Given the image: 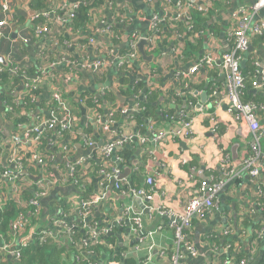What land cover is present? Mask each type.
Instances as JSON below:
<instances>
[{
    "label": "crops",
    "instance_id": "crops-1",
    "mask_svg": "<svg viewBox=\"0 0 264 264\" xmlns=\"http://www.w3.org/2000/svg\"><path fill=\"white\" fill-rule=\"evenodd\" d=\"M10 1L14 15L0 40V55L9 66L0 65V74L10 70L13 61L17 67L34 66L36 72L18 76L21 79L17 85L0 82V171L16 172L12 167L16 169L14 163L20 161L27 173L13 192L9 180H3L0 204L8 197L20 199L23 190L33 191L32 185L41 181L45 194L38 199L36 216L40 225L47 226L53 220H62L67 226L76 225L81 214L87 212V220L99 228L113 225L108 237L121 253L137 251L131 256L141 261L147 256V248H152L151 264H237L241 260L245 264H259L264 255V205L258 202L257 189L264 187V172L255 181L242 164L243 159L251 155L252 131L247 126L241 128L229 116L222 96L224 76L220 69L205 67L194 74L189 71L205 53L220 56L233 46L232 12L246 10V18L253 25L264 22V6L253 11L257 0L195 2L198 5L195 8L209 10V15L204 22L205 29L189 36L195 53L187 58L189 60L181 61L175 49L184 47L187 35L182 32L163 36L167 21L159 25L156 33L151 29L155 22L171 18L172 10L193 0H170L171 10L166 9L165 0H104L107 6L93 13L97 22L92 25H112V39L93 36L91 27L69 32L58 25L56 39L45 41L42 52L38 51L37 39H41L36 36L38 27L54 23L58 13L55 9L63 0ZM2 17L0 8V19ZM149 36L155 38L154 47L149 50L144 46V52L155 56L152 63L144 61L139 53L136 59L128 57L130 43ZM88 40L94 42L91 44ZM249 47L251 65L259 75L264 71V36L250 40ZM95 59L108 64L105 78L98 83L80 64ZM57 60L62 64L57 66L60 71H55V77L69 103L73 124L64 134L43 133L40 141L34 139L32 133L39 121L45 119L47 111L38 107L28 110L25 98L28 101L34 98L36 104L44 100L46 107L52 86L43 74L49 64ZM39 79L43 80L40 92L29 94ZM109 91L114 99L108 101ZM115 91L125 102L119 101ZM258 92L262 103L258 105L257 118L264 128V91ZM147 99L161 118L145 119L143 112L130 113L135 105ZM215 100L220 103L219 108L214 106ZM13 104L17 110L10 113L12 120H9L6 107L13 109ZM122 108L129 112L122 113ZM18 117L21 119L16 122ZM183 119L192 122L189 137L167 135L155 147L138 140L140 136L144 139L151 136L149 128L153 133L166 135L170 128L179 127ZM123 139H129L121 146L131 152L129 159L124 161L118 157L119 149L105 152L107 144ZM261 146L264 149L263 141ZM36 156L42 157L43 165L34 164ZM83 159L89 161L78 165ZM74 164L78 165V172L71 175L68 165ZM119 167L130 168L119 181L138 189L145 188V196L133 198L123 195L114 186L111 188V181L106 180L101 168H118L123 173ZM147 177L153 179L150 190ZM201 182H206L213 191V207L191 221L189 240L194 253H190L184 247L176 249L167 219L159 211H181L184 202L198 194ZM203 196H209L207 189ZM98 197H101L100 202L88 211L81 210L82 200L94 201ZM129 204L134 206L135 214L140 213V225L126 217L125 208ZM148 232L153 233L152 238H146ZM20 242L15 239L14 247L21 248ZM173 257L177 258L176 263ZM237 257L241 259L237 261Z\"/></svg>",
    "mask_w": 264,
    "mask_h": 264
},
{
    "label": "built area",
    "instance_id": "built-area-1",
    "mask_svg": "<svg viewBox=\"0 0 264 264\" xmlns=\"http://www.w3.org/2000/svg\"><path fill=\"white\" fill-rule=\"evenodd\" d=\"M91 1V0H89ZM206 2V0H204ZM63 4L58 6L60 13H57L54 17L53 27L50 28L48 24H44L38 27L36 36L41 39H37L39 44L38 51L42 52L45 50V41H52L56 39V32L58 31V25L64 26L69 32L70 21L74 18L75 9L78 5H84L87 3V0H79V1H71V0H63ZM170 0H165V7L168 10ZM264 6V0H257L256 3L252 6L253 11H257L259 8ZM192 7V2L186 4L184 7H181L176 10H172L173 14L171 18L163 19L161 21L155 22L153 28L151 29L152 33H156L159 29V25L164 22H171L182 19L186 17V13ZM1 13L3 17L0 19V40H2L4 29L8 22H10L13 18V9L11 8L10 0H2L0 4ZM97 14V13H95ZM45 17L48 14H43ZM247 11L242 9L241 11L234 12L232 15V20L234 22L235 28L231 33L235 43L230 48L227 53H223L220 56L215 55V53H205L202 59L192 68L189 73L194 74L201 68H210L213 69L217 67L220 69L221 73L224 76V87L222 96L226 101L227 111L229 116L242 128L243 126H247L252 131V151L251 155L245 159H243L242 164L244 169L247 171L248 175L253 180L259 179L264 172V149L261 146L262 141H264V128L260 125L257 115L255 114V110L258 109L257 106L249 103H243L240 99L241 90L244 88V78L240 68V63L243 59H241L242 54H246V51L249 48L251 36H264V22L255 23L253 25L250 24L248 19L246 18ZM101 27H91L92 35L97 37H108L110 39L114 36L113 26L107 23H103L100 25ZM90 29V30H91ZM174 35L176 33L172 31ZM149 43L147 47L149 50H153L154 45V37L149 36L145 38ZM142 40V39H141ZM139 41H132L130 43V50L127 52L128 57L132 59H136L138 57V53L136 51V45ZM89 43H93V40H88ZM23 43H28L27 40H23ZM96 43V42H95ZM98 44V43H97ZM47 49V48H46ZM179 48L175 49V52ZM39 54H43L40 53ZM179 53V52H178ZM177 53V54H178ZM9 59V55L7 56ZM62 62V61H61ZM60 61L52 62L49 64L48 71L44 72L43 75H46L52 69L61 65ZM83 70L89 72L91 77L102 75L103 71L107 70L108 64L104 60L95 59L94 62L91 63H80ZM14 73V67L8 70ZM257 73V72H256ZM46 77V76H45ZM48 82L51 84L52 94L50 96V100L54 102V108L57 110H48L46 116L47 119L39 121V123L34 127L33 133H36V137L34 139L39 140L40 131L43 129H51L58 135L61 134V131L68 129L73 124V116L71 115V109L69 104L61 97L60 91L58 89V82L53 81L56 77L53 75H49L46 77ZM40 81L38 80L37 84H34L32 89H36L40 85ZM36 83V80L35 82ZM251 87L256 91H264V71L257 75V78H254ZM214 106L217 108L220 107V103L218 100H215ZM12 108L10 106L6 107V111H11ZM143 108L140 105H135L133 109H131L130 113L136 114L142 112ZM122 113H128L129 109L122 108ZM99 120V117H97ZM106 127V126H105ZM192 128V122L189 119H183L182 123L179 127L170 128L166 135L160 133H153L152 129L149 128L148 132L151 133V136L147 139L142 138L141 136L138 138L139 142L143 145H151L155 147L157 144L163 142L166 139L167 135L170 137H189L190 130ZM69 131V129H68ZM130 139V138H129ZM127 139L126 141H128ZM125 139L118 143H109L105 147V152L114 151L113 149L121 150V146L126 142ZM150 155V154H148ZM152 157V155H150ZM20 160V159H19ZM89 160L83 159L79 161L78 165L84 164ZM121 161V160H120ZM16 169L12 167V169L16 172L9 171L8 169L0 171V182L9 180V187L11 191H16V184L20 181L25 180V176L22 174V163L20 161H16L15 163ZM34 164L43 165V159L37 156L35 157ZM77 164L68 165L69 174L74 175L77 173ZM26 171V170H25ZM101 173L104 175L106 180L111 181L116 179L118 175L121 174V171L118 168H112L107 170L106 168H101ZM121 180V179H120ZM38 181V180H37ZM148 190L151 189L153 179L151 177L146 178ZM36 186L41 189V191L34 194V199L27 201V205L31 207L32 211L29 213L37 219L38 214V199L45 194V189L43 187V183L41 181L36 183ZM114 189L120 191L123 195H129L133 198H139L145 196V191L142 189H133L129 184H124L119 180H116L114 183ZM208 190L209 196L204 197L203 193L205 190ZM18 191V190H17ZM199 191V192H198ZM198 194L194 197L187 199L182 205V209L179 212L173 211H159V213L167 219L168 228L172 231L174 235V242L176 244V249L180 247H184L190 253H194L193 247L190 245V240L187 237V231L191 230L192 223L191 221L194 218L202 217L207 212H209L212 207V193L213 191L206 185V182H201ZM21 197V195H19ZM257 198L263 199L264 202V187H259L257 189ZM101 197L96 198L94 201H81L80 207L82 211H88L89 207L95 205L100 202ZM253 208L251 209V211ZM125 213L127 218L133 219L138 225L141 224V215L134 213V206L129 204L125 208ZM27 217V216H26ZM25 215L19 214L16 220L13 223L12 231L14 235H16L20 242L21 248H15L12 243H5V241L0 242V253L3 255H7L10 258H14L16 261L22 249L27 248L28 245L37 242L43 243L48 239H53L57 242L67 241L72 247L75 249L77 260L81 259L82 261H86L87 264H122L116 261H109V255L106 253L97 254L92 248L99 244H104V238L109 236V232L113 225L109 227L99 228L95 223L87 220L88 213L85 212L81 214V218L79 219V223L76 225L67 226L62 220H53L49 225L44 226L40 225L39 222L36 225H31L30 220L26 218ZM27 224L31 225V229L27 230ZM158 230H161L159 227ZM18 233V234H17ZM153 233H147L146 238H152ZM110 247V246H109ZM136 250H139L136 248ZM152 248H147L146 253L147 256L144 260L140 261L139 264H151L153 263V256L151 255ZM115 252L122 259H128L131 254L137 252H127L124 253L118 251L117 246L115 247ZM163 253H166L163 251ZM78 254H80L78 256ZM173 262L176 263L178 260L176 257L172 258ZM237 264H245L244 260H241Z\"/></svg>",
    "mask_w": 264,
    "mask_h": 264
},
{
    "label": "trees",
    "instance_id": "trees-1",
    "mask_svg": "<svg viewBox=\"0 0 264 264\" xmlns=\"http://www.w3.org/2000/svg\"><path fill=\"white\" fill-rule=\"evenodd\" d=\"M71 1H79V0H71ZM214 2V1H212ZM107 5H105L104 0H87V3L84 5H78V7L75 9L74 18L70 21L67 28L71 30V32H75L76 30H87L90 27H93L92 25V13L105 8ZM57 11H60L58 7L55 9ZM60 13V12H58ZM209 15V10H198L197 8H194L186 13V17H183L182 19L176 20V21H169L167 22V28L165 31H163V36L171 37L173 35L174 31L177 35H180L182 32L187 35V40H185L184 47H180L178 50L179 57H181V61L183 60H189L190 56L195 53L194 47H192L189 44V36L195 35L199 33L200 31H203L205 29L204 22L206 21L207 17ZM187 23L189 24V30H187ZM186 32V33H185ZM166 34V35H165ZM255 37H263V36H251V41ZM178 48V47H176ZM241 59L245 60L243 66H240L243 78H244V88L241 90L240 93V99L243 103H249L253 104L258 107V105H261L262 103V96L259 94L253 93V88L251 87V83L254 78H257V73L255 71V68L251 65L250 56L245 57V53L242 54ZM57 61H55L56 63ZM13 65H11V68L14 67V73L10 71H3L0 74V82L4 81H10L11 83L17 85L19 82L18 76L20 75H30L34 74L36 72V68L34 66H28L23 65L22 67H17L16 64H14V61L12 62ZM55 71H60L57 68L52 69L50 72H48L44 76L53 75L55 76ZM22 75V76H23ZM106 71H103L102 75L94 76L92 79L95 80V82H101L105 78ZM30 77V76H28ZM53 81H58L57 78L53 79ZM39 88H41V85H39L36 89H32V91H29V94L36 93L39 91ZM58 89L60 91L61 97L68 103L67 98L63 97V92L59 87ZM36 90V91H35ZM150 90L147 89L146 93H149ZM125 93H129L126 92ZM52 94V89L50 90L48 94V99L46 101V107L44 106V100H41L37 102V104L34 101V98L31 100V97L29 98L30 101H28V98H25V101L27 102V109L34 110L35 107L43 108L42 110H57L54 108V102L50 100V96ZM124 94V93H123ZM36 95V94H35ZM27 97V96H26ZM106 99L109 101L110 99H114L113 93L111 91L108 92L106 95ZM32 101V102H31ZM91 101V99H90ZM88 101L87 105H91V102ZM150 100L147 99V101L139 103L140 107L143 108L142 112L144 114V118L148 119L151 116H154V119L161 118V116L156 113L153 110V106L150 105ZM69 104V103H68ZM13 109L7 113V118L9 120H12V112L16 113L15 104H13ZM47 108V109H46ZM98 112H102V108L98 109ZM255 114L257 115V109L255 110ZM138 117V116H137ZM48 116L45 117L47 119ZM21 118L18 117L16 122H18ZM139 120V118H137ZM141 121V118H140ZM54 130L51 129H43L40 131V137L39 140H43V133L45 132H53ZM66 132V131H65ZM61 134H64L63 131H61ZM32 137H36V133H32ZM118 157L122 158L124 161L126 159H129L131 156V152L127 151L126 149L117 150ZM42 159V157H40ZM20 159V157H19ZM78 172V170L76 169ZM34 174V171H33ZM77 174V173H75ZM3 181L0 182V186ZM133 189H138L135 185H130ZM33 191L29 190H23L21 193L20 199H16L14 197H8V199L2 204H0V242L5 241V243H12L15 239H19L16 235H14L12 231V226L16 218L19 214L25 215L26 218H28L31 222V225H36L38 220L33 217L29 211H32L31 207L27 205V201L34 199V194L41 191L40 188H38L35 184L32 185ZM84 201V200H83ZM258 202L264 205L263 199H258ZM31 225L27 224V230L31 229ZM18 234V233H17ZM187 237L189 240V230L187 231ZM13 244V243H12ZM110 246V247H109ZM116 244L113 242V239L111 237H105L104 238V244H99L97 246H94L92 250H94L97 254H103L106 253L109 255V261H116L122 264H139L141 261L137 257L130 256L128 259L124 260L122 259L117 253L115 252ZM118 251L120 252V248H118ZM80 254H78L79 256ZM241 258L237 257L236 260L239 261ZM86 261H82L81 259L77 260L76 253L74 247H72L67 241H61L57 242L53 239H48L43 243H37L34 242L27 246V248L22 249L20 252L19 258L14 261V258H10L7 255H3L0 253V264H87ZM259 264H264V255L262 260L259 262Z\"/></svg>",
    "mask_w": 264,
    "mask_h": 264
},
{
    "label": "water",
    "instance_id": "water-1",
    "mask_svg": "<svg viewBox=\"0 0 264 264\" xmlns=\"http://www.w3.org/2000/svg\"><path fill=\"white\" fill-rule=\"evenodd\" d=\"M199 5L201 6V4H199ZM233 13L234 12H232L231 17L233 15ZM93 19H94V22H97V19H96V16L95 15L93 16ZM148 45H149V43L147 41L141 40L138 43L137 47H138V50H139V52H140V54L142 56V59L144 61H146V62L152 63V61L154 60L155 56L154 55H146L145 52H144V46H148ZM246 53H247V56H248L249 53H251V47L248 48V50L246 51ZM244 62H245V60H242L241 63H240V66H243ZM0 65L1 66H4L5 68H7L9 66L8 63L5 61V57L4 56H1V55H0ZM100 87H103V86L100 85ZM115 93H116V96L119 99V101L125 102V99H122L121 96L119 95V93L117 91H115ZM253 93L254 94H259V92L256 91V90H253ZM132 101H134V99H132ZM119 168L123 171V173H121L120 175H118L116 177V179L111 180V188L114 186V183H115L116 180H120V179L124 178L126 176V174L129 173V170H130L129 167H119ZM22 174L23 175H27V173H26L25 170L22 171ZM33 180L34 181H37L38 178H33Z\"/></svg>",
    "mask_w": 264,
    "mask_h": 264
},
{
    "label": "bare ground",
    "instance_id": "bare-ground-1",
    "mask_svg": "<svg viewBox=\"0 0 264 264\" xmlns=\"http://www.w3.org/2000/svg\"><path fill=\"white\" fill-rule=\"evenodd\" d=\"M195 2H200V1H199V0H193V1H192V7L188 10V12H189L190 10L194 9L196 6H198ZM186 4H189V1L186 2ZM143 40L146 41V39H143ZM249 46H250V44H249ZM229 50H230V49H229Z\"/></svg>",
    "mask_w": 264,
    "mask_h": 264
},
{
    "label": "rangeland",
    "instance_id": "rangeland-1",
    "mask_svg": "<svg viewBox=\"0 0 264 264\" xmlns=\"http://www.w3.org/2000/svg\"><path fill=\"white\" fill-rule=\"evenodd\" d=\"M93 13H95V12H93ZM93 13H92V19H93ZM92 23H96V22H94V19L92 20ZM98 25V24H97ZM93 27H101L100 25H98V26H93ZM107 37V36H106ZM139 43V42H138ZM138 43H137V45H138ZM137 45H136V51H137V53H139L140 54V52H139V50H138V47H137ZM141 55V54H140ZM178 56H179V54H177ZM142 57V56H141ZM225 82V81H224ZM264 142V141H263Z\"/></svg>",
    "mask_w": 264,
    "mask_h": 264
}]
</instances>
